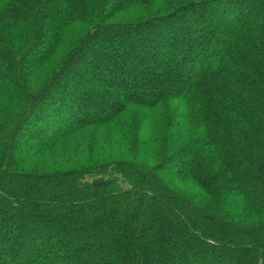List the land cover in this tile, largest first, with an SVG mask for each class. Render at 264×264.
<instances>
[{
	"label": "trees",
	"instance_id": "trees-1",
	"mask_svg": "<svg viewBox=\"0 0 264 264\" xmlns=\"http://www.w3.org/2000/svg\"><path fill=\"white\" fill-rule=\"evenodd\" d=\"M0 72V264H264V0H0Z\"/></svg>",
	"mask_w": 264,
	"mask_h": 264
},
{
	"label": "rangeland",
	"instance_id": "rangeland-1",
	"mask_svg": "<svg viewBox=\"0 0 264 264\" xmlns=\"http://www.w3.org/2000/svg\"><path fill=\"white\" fill-rule=\"evenodd\" d=\"M2 76L3 75L0 72V78H2ZM5 81H6V79H5ZM2 84L3 85L0 87V90L4 91V90H6V88H4L5 83H2ZM6 87H8V86L6 85ZM19 101L21 103H23L22 100H19ZM0 102L2 103L4 101H0ZM11 102H12V100H11ZM1 103H0V105H1ZM1 110L3 112H9L10 111V110H7V109L6 110L5 109H1ZM134 111H137V109L136 110L135 109L131 110V112H134ZM140 111H142V110H140ZM142 118L143 117H140V119L137 118L134 121L135 125L138 124L141 127L143 125V123H144V122H141ZM59 122L60 121H57V123H59ZM148 125L149 124L146 123L145 129H148ZM56 126L49 125L50 129H47L48 132L50 130H52L51 133L52 134H56L57 131H58L57 130L58 127H56ZM146 131H144V132H146ZM46 141L48 142V139ZM66 148L67 147L64 146L61 150H64ZM122 149L126 150V146L121 145L120 142H117V144H115V145L114 144L110 145L107 142H106V144L99 143L93 149H91V148H84L83 149L80 146L78 148H76V144L75 143H71L68 146V152H64L63 154H59V156H56L51 151V152L42 153L39 157L43 158V163L46 166L49 165V171H51V170H54L56 167L68 168V167H70V163H72V164L79 163V165H84L85 166V165L94 164V163L103 164L104 162H108L109 159L117 161V159H115V157H119V156H117V154L120 153V150H122ZM28 155H29V153L26 156H28ZM39 157H34L33 159H31L29 164H34L35 161L39 160ZM50 157H52V159ZM118 160H120V159H118ZM121 161H128V159L121 160Z\"/></svg>",
	"mask_w": 264,
	"mask_h": 264
}]
</instances>
